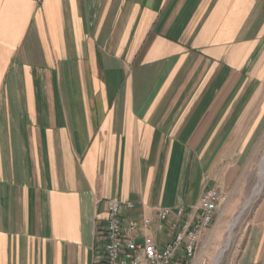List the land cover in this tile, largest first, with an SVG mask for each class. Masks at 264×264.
Masks as SVG:
<instances>
[{"label":"crops","instance_id":"crops-1","mask_svg":"<svg viewBox=\"0 0 264 264\" xmlns=\"http://www.w3.org/2000/svg\"><path fill=\"white\" fill-rule=\"evenodd\" d=\"M263 127L264 0H0V264H103L108 200L232 194Z\"/></svg>","mask_w":264,"mask_h":264},{"label":"built area","instance_id":"built-area-1","mask_svg":"<svg viewBox=\"0 0 264 264\" xmlns=\"http://www.w3.org/2000/svg\"><path fill=\"white\" fill-rule=\"evenodd\" d=\"M228 195L206 190L196 207L146 209L134 217L136 205L108 200L104 227L97 242L103 264H194L204 248L206 231L227 205Z\"/></svg>","mask_w":264,"mask_h":264},{"label":"rangeland","instance_id":"rangeland-1","mask_svg":"<svg viewBox=\"0 0 264 264\" xmlns=\"http://www.w3.org/2000/svg\"><path fill=\"white\" fill-rule=\"evenodd\" d=\"M263 156L264 127L261 134L255 140V147L252 152L249 153V155H246L247 159L242 165L239 178L235 184V187L238 185V189L232 194H227L222 191L223 194L228 195L227 197L229 198V201L224 209L218 214L216 223L213 225L212 229L206 231L203 239L204 248L200 249L194 264L214 263L221 248L226 242L231 223L239 215V213L244 210L233 231L230 246L223 254L219 264H222L223 261H228L232 256L235 241L239 237L247 218L264 191V175L260 178L258 174ZM258 184L263 185L262 191L251 201L249 206L245 208L246 203L251 197L252 191Z\"/></svg>","mask_w":264,"mask_h":264},{"label":"bare ground","instance_id":"bare-ground-1","mask_svg":"<svg viewBox=\"0 0 264 264\" xmlns=\"http://www.w3.org/2000/svg\"><path fill=\"white\" fill-rule=\"evenodd\" d=\"M264 156L262 158V161H261V165H260V169H259V177L261 178L263 175H264ZM262 188H263V185L262 184H258L256 185V187L254 188V190L252 191V194H251V197L249 199V201L246 203L245 205V208H247L249 206V204L251 203V201L257 196L260 194V192L262 191ZM244 208V209H245ZM244 211V210H243ZM241 211L239 213V215L234 219V221L231 223L230 227H229V233H228V236L226 238V242L225 244L223 245V247L221 248L220 250V253L218 254L216 260L214 261L213 264H219V261L220 259L222 258L223 254L225 253V251L229 248L230 246V243H231V239H232V234H233V231L236 227V225L238 224V221L239 219L241 218L240 214L243 212Z\"/></svg>","mask_w":264,"mask_h":264},{"label":"water","instance_id":"water-1","mask_svg":"<svg viewBox=\"0 0 264 264\" xmlns=\"http://www.w3.org/2000/svg\"><path fill=\"white\" fill-rule=\"evenodd\" d=\"M244 212V211H243ZM243 212L240 214V216L243 214Z\"/></svg>","mask_w":264,"mask_h":264}]
</instances>
